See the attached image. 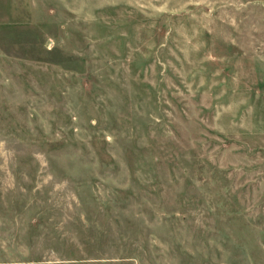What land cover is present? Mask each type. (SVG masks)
Returning a JSON list of instances; mask_svg holds the SVG:
<instances>
[{"label":"rangeland","instance_id":"374dc122","mask_svg":"<svg viewBox=\"0 0 264 264\" xmlns=\"http://www.w3.org/2000/svg\"><path fill=\"white\" fill-rule=\"evenodd\" d=\"M0 264H264V0H0Z\"/></svg>","mask_w":264,"mask_h":264}]
</instances>
